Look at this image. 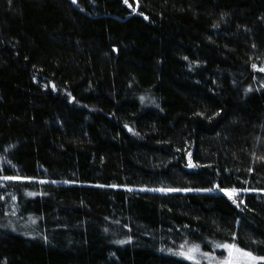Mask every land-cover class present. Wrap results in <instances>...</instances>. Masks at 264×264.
<instances>
[{
	"label": "trees",
	"instance_id": "16d2710c",
	"mask_svg": "<svg viewBox=\"0 0 264 264\" xmlns=\"http://www.w3.org/2000/svg\"><path fill=\"white\" fill-rule=\"evenodd\" d=\"M129 4L0 0V176L73 183L0 180V264L264 254V191H195L264 190V0Z\"/></svg>",
	"mask_w": 264,
	"mask_h": 264
},
{
	"label": "snow or ice",
	"instance_id": "6c2138e0",
	"mask_svg": "<svg viewBox=\"0 0 264 264\" xmlns=\"http://www.w3.org/2000/svg\"><path fill=\"white\" fill-rule=\"evenodd\" d=\"M75 3L76 0H73ZM124 3L128 7H132L131 4H129V0H124ZM138 3V0H137ZM135 11V9H133ZM143 15V13H141ZM255 47V45H253ZM252 67L254 69H257V65L253 64ZM258 71L264 73V68H258ZM53 87H55L53 85ZM252 89H249L251 91ZM143 99V98H141ZM203 115V114H200ZM177 151H180V149H177ZM264 159V158H261ZM187 167L196 169L199 167V165L193 163L192 161V154L188 153V164ZM251 171V169H250ZM238 179V178H237ZM0 180L4 181H24L28 180L31 182L33 178L31 177H18V176H0ZM40 183H45L46 181H39ZM55 183V181H52ZM65 183H68V181H65ZM244 183H247L245 181ZM112 187H116L113 185ZM131 191V189H129ZM218 190L220 193H222L225 197H227L233 204H235L238 208L244 204L243 194L251 191H264V190H254L251 188H244V187H222L221 184L217 183L215 185V188H198L195 189V191H207L212 192ZM152 191H160V192H179V191H193L191 188H185V189H179V188H169V189H152ZM30 195H34L31 194ZM126 241H119V243L123 244ZM214 243V247L217 249H222L226 251L227 255H221L216 256L214 253H209L206 251H203L201 246L199 244H189L188 241H185V244H182L180 246V250L173 252V255L179 256L185 260H188L191 262V264H202V261L200 257L202 256L204 259H207L209 261V264H264V254H256L251 250H246L245 248H242L239 246L237 242H235V233L232 235V242H223V243ZM261 243H264V241H261ZM186 245H188L186 247Z\"/></svg>",
	"mask_w": 264,
	"mask_h": 264
},
{
	"label": "rangeland",
	"instance_id": "374dc122",
	"mask_svg": "<svg viewBox=\"0 0 264 264\" xmlns=\"http://www.w3.org/2000/svg\"><path fill=\"white\" fill-rule=\"evenodd\" d=\"M33 182H35V183H38V184H42V185H46V184H53V185H57V186H70V185H73V183H71V182H68V183H65V181H55V183H53L52 181L53 180H46V179H33L32 180ZM39 181H46L45 183H40ZM137 190V189H136ZM139 190H142V189H139ZM160 192V191H159ZM205 193H208L207 191H204ZM212 192H214V191H212ZM217 194H221V195H223L222 193H220L219 191H215ZM224 196V195H223ZM188 245H186V247H187ZM201 246V245H200ZM201 248H202V250L203 251H206V252H209V253H214L216 256H221V255H224V256H226L227 255V253H226V251H224V250H222V249H217V248H215L214 247V243H212V244H210V245H208L207 247H205V246H201ZM180 250V247L177 249V250H171V251H169V255H172V256H174V257H176V258H179V259H182V260H184V261H187V262H189V263H191L190 261H188V260H185V259H183V258H181V257H179V256H176V255H173L172 253L173 252H176V251H179ZM200 259H201V261H202V264H209V261L207 260V259H204L202 256L200 257Z\"/></svg>",
	"mask_w": 264,
	"mask_h": 264
}]
</instances>
